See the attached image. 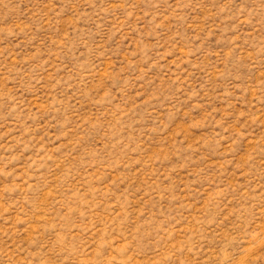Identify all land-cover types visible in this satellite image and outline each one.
I'll return each mask as SVG.
<instances>
[{
	"label": "rangeland",
	"instance_id": "1",
	"mask_svg": "<svg viewBox=\"0 0 264 264\" xmlns=\"http://www.w3.org/2000/svg\"><path fill=\"white\" fill-rule=\"evenodd\" d=\"M0 264H264V0H0Z\"/></svg>",
	"mask_w": 264,
	"mask_h": 264
}]
</instances>
